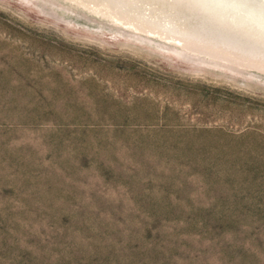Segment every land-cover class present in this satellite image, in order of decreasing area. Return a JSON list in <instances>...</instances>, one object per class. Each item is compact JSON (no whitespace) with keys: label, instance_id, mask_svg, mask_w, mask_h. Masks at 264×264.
<instances>
[{"label":"rangeland","instance_id":"rangeland-1","mask_svg":"<svg viewBox=\"0 0 264 264\" xmlns=\"http://www.w3.org/2000/svg\"><path fill=\"white\" fill-rule=\"evenodd\" d=\"M170 44L0 0V264H264V71Z\"/></svg>","mask_w":264,"mask_h":264},{"label":"bare ground","instance_id":"bare-ground-1","mask_svg":"<svg viewBox=\"0 0 264 264\" xmlns=\"http://www.w3.org/2000/svg\"><path fill=\"white\" fill-rule=\"evenodd\" d=\"M75 1L173 42L171 47L188 58L264 71V0Z\"/></svg>","mask_w":264,"mask_h":264}]
</instances>
